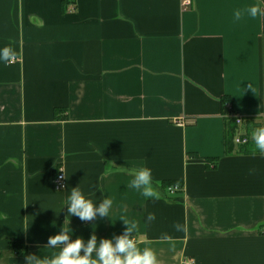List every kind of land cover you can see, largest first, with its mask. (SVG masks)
<instances>
[{"label": "crops", "instance_id": "crops-1", "mask_svg": "<svg viewBox=\"0 0 264 264\" xmlns=\"http://www.w3.org/2000/svg\"><path fill=\"white\" fill-rule=\"evenodd\" d=\"M253 4L264 8L0 0V48L18 58L0 63V264L56 253L47 240L63 224L71 239L114 238L121 211L158 264H264V153L253 154L251 136L264 124V16L233 17ZM224 98L244 120L236 134L247 147H228ZM113 165L150 167L159 198L128 187L126 173L108 174ZM168 181L182 190L169 194ZM78 185L97 203L113 200L112 220L67 214Z\"/></svg>", "mask_w": 264, "mask_h": 264}, {"label": "clouds", "instance_id": "clouds-1", "mask_svg": "<svg viewBox=\"0 0 264 264\" xmlns=\"http://www.w3.org/2000/svg\"><path fill=\"white\" fill-rule=\"evenodd\" d=\"M245 16L253 19L264 16V8L258 4H253L243 9L238 8L233 13L236 21L243 19ZM14 55L15 53L11 47L0 48V63L9 62ZM251 136L255 145L253 154H255V151L264 153V124L254 126ZM113 171L123 172L131 176L130 183L127 186L138 191L143 197L149 199L159 198V193L154 187L150 167H120L113 165L112 168L107 170L108 174H112ZM97 200H94L78 185L71 188L70 194L62 207L67 205V214L70 217L76 216L81 221H93L97 216L101 218L108 217L112 220L113 200L108 198L107 195L103 199H99V203H97ZM119 219L125 224L124 231L114 238H101L99 240L95 233L90 235L87 241L82 236L71 239L73 229L63 224L59 231L55 235L49 236L47 240V248L58 251L49 256L28 254L25 257V264H158L157 254L151 247H139L135 221L127 218L124 211H121ZM146 219L151 223L156 219L155 214H148ZM174 228L177 232L186 230L184 225L180 223H176ZM161 239L169 243L170 250L174 249L175 245L170 236L164 234ZM82 250L83 254H81Z\"/></svg>", "mask_w": 264, "mask_h": 264}, {"label": "built area", "instance_id": "built-area-1", "mask_svg": "<svg viewBox=\"0 0 264 264\" xmlns=\"http://www.w3.org/2000/svg\"><path fill=\"white\" fill-rule=\"evenodd\" d=\"M192 5V0H183V6L185 9ZM18 61V58L13 56V58L9 61L10 63H15ZM237 125H241L243 123V118L240 116H235ZM249 142V138L245 134H236L234 137V143L238 145H244ZM54 187L56 190L61 191L66 189L67 187V180L65 173L63 171H59L54 178ZM182 188L178 184L171 185L167 187V191L169 194H174L176 192L181 191Z\"/></svg>", "mask_w": 264, "mask_h": 264}, {"label": "trees", "instance_id": "trees-1", "mask_svg": "<svg viewBox=\"0 0 264 264\" xmlns=\"http://www.w3.org/2000/svg\"><path fill=\"white\" fill-rule=\"evenodd\" d=\"M223 102V111H224V114L226 116H229V117H226V136H227V144H228V147L229 148H233V144H234V137L238 131V125L236 123V118L235 116L232 115L233 113V110H232V107L229 106V101L227 98H224L222 100ZM245 147L246 144H244ZM244 147V148H245ZM228 148V152L231 151L229 150ZM243 148L244 151H246L245 149ZM250 151H253V147L250 148ZM174 184H179L178 182L176 181H168V182H165V186L166 187H169L171 185H174Z\"/></svg>", "mask_w": 264, "mask_h": 264}]
</instances>
